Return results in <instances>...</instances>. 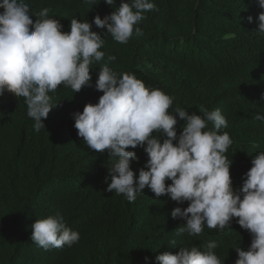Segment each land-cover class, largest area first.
Wrapping results in <instances>:
<instances>
[{"label":"trees","instance_id":"trees-1","mask_svg":"<svg viewBox=\"0 0 264 264\" xmlns=\"http://www.w3.org/2000/svg\"><path fill=\"white\" fill-rule=\"evenodd\" d=\"M32 18L43 8L61 20L69 31L71 19L92 22L119 7L104 0H24ZM155 10L145 14L140 37L116 42L106 29L93 24L105 43V60L91 65L92 87L78 93L59 86L50 93L52 111L36 133L22 97H0V264H145L149 258L180 248L214 241L216 254L225 264H234L235 248L247 250L250 234L233 220L231 229L218 232L205 227L198 237L177 236L184 223L173 220L177 206L167 198H154L147 188L135 202L106 191L108 156L96 153L77 136L72 114L86 104H96L103 93L95 90L99 68L107 56L117 73H135L146 86L174 96L173 108L200 114L201 108L220 109L228 122L233 144L226 155L232 159L233 187L251 168V158L264 151V33H259L256 0H154ZM253 22L249 23L248 18ZM57 105V106H56ZM56 106V107H55ZM202 114V113H201ZM184 121L178 120L177 132ZM132 150V149H129ZM143 167L147 156L135 149ZM109 166L111 164L109 163ZM110 177L108 183H110ZM170 183V181H169ZM187 203L182 207H187ZM59 213L79 232L72 247L45 251L31 239L35 220ZM176 241L173 248L171 241Z\"/></svg>","mask_w":264,"mask_h":264},{"label":"clouds","instance_id":"clouds-1","mask_svg":"<svg viewBox=\"0 0 264 264\" xmlns=\"http://www.w3.org/2000/svg\"><path fill=\"white\" fill-rule=\"evenodd\" d=\"M84 2L92 4L93 0ZM104 2L111 6L115 0ZM256 3L264 10V0ZM155 8L154 0H121L111 14L97 15L92 22L73 18L70 30L64 31L61 20L51 18L48 8L33 19L24 0H0V97L8 93L24 98L27 115L39 133L54 108L50 93L59 86L75 93L93 86L91 65L106 56L100 50L104 37L92 31L93 24L126 44L133 35H143L139 25ZM248 20L253 22L252 17ZM257 22V32L264 33V11ZM115 59L108 55L99 68L95 90L103 95L98 102L72 114L78 138L90 150L107 153L106 191L132 203L147 188L154 198L175 202L179 206L170 216L184 222L175 230L177 236L198 237L205 227L223 232L235 220L250 234L251 242L247 250L234 249V264H264V151L251 158L242 185L234 188L233 161L226 155L233 139L224 131L228 122L221 110L201 108L198 115L173 108L174 96L146 86L135 73H117L109 67ZM254 119L264 121V114L257 113ZM178 120L184 121L179 135ZM137 148L147 156L138 174L131 167V162L139 161ZM185 203L186 208L182 207ZM31 229L30 239L45 251L70 248L80 240L79 232L59 213L35 220ZM171 244L176 247L175 240ZM216 247L214 241L206 244V250L183 246L176 254L155 256V264H225ZM145 264H151L147 257Z\"/></svg>","mask_w":264,"mask_h":264}]
</instances>
